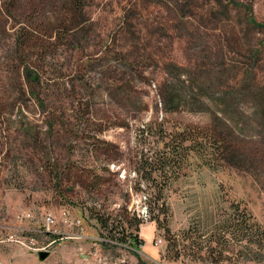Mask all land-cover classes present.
Returning a JSON list of instances; mask_svg holds the SVG:
<instances>
[{"label": "rangeland", "instance_id": "obj_1", "mask_svg": "<svg viewBox=\"0 0 264 264\" xmlns=\"http://www.w3.org/2000/svg\"><path fill=\"white\" fill-rule=\"evenodd\" d=\"M0 264H264V0H0Z\"/></svg>", "mask_w": 264, "mask_h": 264}, {"label": "built area", "instance_id": "obj_2", "mask_svg": "<svg viewBox=\"0 0 264 264\" xmlns=\"http://www.w3.org/2000/svg\"><path fill=\"white\" fill-rule=\"evenodd\" d=\"M45 220H46V224L49 227L50 226L53 227L54 224H57V220L54 218V216L47 215L45 217ZM61 220H62L65 227H71V228L80 227V222L76 219L71 218L70 215L68 214L67 210L62 214ZM22 232H24V230ZM74 237L79 238L80 236L77 234H74ZM1 241H9V242L13 241V242H16L17 244H19L22 248L34 249L36 251L40 250V249H36L37 242L35 241V239H33L32 237H30L28 239L27 238L24 239V237H20L18 235H15L13 231H9V233L7 234V237ZM160 241L161 240H159V242ZM41 249H45V248L43 247Z\"/></svg>", "mask_w": 264, "mask_h": 264}, {"label": "trees", "instance_id": "obj_3", "mask_svg": "<svg viewBox=\"0 0 264 264\" xmlns=\"http://www.w3.org/2000/svg\"><path fill=\"white\" fill-rule=\"evenodd\" d=\"M184 131H185V129H183ZM185 133H186V131H185ZM186 140V139H185ZM154 179V178H153ZM146 181H148V179H146ZM154 196L155 195H152V198H154ZM157 196V200H159L160 198L158 197V195H156ZM153 207V206H152ZM151 207V214H152V220H155L158 224H159V227H162L163 229H164V231H166V234H165V238H166V240H170V241H173V242H177L176 241V239H175V235L174 234H172V232L169 230V228L167 227V226H162V224H161V220H160V217H158V216H155V214H154V216H153V212H154V209ZM236 210V209H235ZM94 218H96L98 221H99V223H100V225H101V227L105 230L107 227H108V223H109V221L111 220V218L110 217H107L106 218V221L105 220H103L102 218H101V216H98V214H96L95 216H94ZM113 219V218H112ZM151 220V221H152ZM115 221V220H114ZM238 226H240L241 227V225H242V223H240V224H237ZM254 225H257L258 226V224L256 223V224H254ZM124 240H127V238L125 237L124 238ZM128 240H129V242H133L134 244H138V243H142V241L140 240V239H138L137 238V235H133L132 233L128 236ZM249 241H251V240H249ZM181 255H183L180 251L177 253V256L178 257H180Z\"/></svg>", "mask_w": 264, "mask_h": 264}, {"label": "water", "instance_id": "obj_4", "mask_svg": "<svg viewBox=\"0 0 264 264\" xmlns=\"http://www.w3.org/2000/svg\"><path fill=\"white\" fill-rule=\"evenodd\" d=\"M49 254H50L49 251L40 250L38 253V256H39L40 260H44L49 256Z\"/></svg>", "mask_w": 264, "mask_h": 264}, {"label": "crops", "instance_id": "obj_5", "mask_svg": "<svg viewBox=\"0 0 264 264\" xmlns=\"http://www.w3.org/2000/svg\"><path fill=\"white\" fill-rule=\"evenodd\" d=\"M68 228L71 229V230L73 229V228H71V227H68ZM4 238H5V237H3L1 240H4ZM63 238H65V237H62V238H60V239H63Z\"/></svg>", "mask_w": 264, "mask_h": 264}]
</instances>
